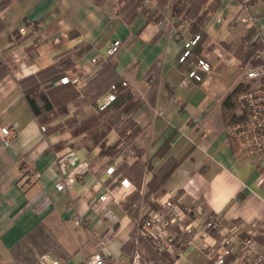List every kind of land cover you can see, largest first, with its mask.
<instances>
[{"label":"crops","instance_id":"obj_1","mask_svg":"<svg viewBox=\"0 0 264 264\" xmlns=\"http://www.w3.org/2000/svg\"><path fill=\"white\" fill-rule=\"evenodd\" d=\"M117 1L97 6L95 0H0V61L7 69L0 79V264H38L45 253L64 264H86L95 252L102 253L105 264H130L139 216L168 199L192 210L183 225L193 224L200 232L213 214L226 227L264 218V155L237 153L227 134L236 106L230 120L222 107L255 63H244L241 54L250 48L252 61L264 64V0H219L214 10L204 5L205 19L195 34L175 16L177 0L161 11L147 1L129 23L115 11ZM22 27L25 35L18 32ZM197 34L202 39L193 49L211 66L208 73L197 72L201 82L188 77L196 59L178 61L183 45ZM114 41L120 47L109 57ZM78 50L66 76H87V96L101 93L94 103L81 104L79 121L113 115L120 103L122 115L124 94L134 99L130 117L140 133L114 159L100 155L99 143L91 144L98 137L94 134L46 136L18 86L20 79ZM97 56L101 62L92 64ZM112 85L117 99L101 111ZM4 128L15 133L7 145ZM119 138L111 129L101 142L111 147ZM131 150L139 157L127 161ZM68 154L62 172L56 162ZM134 162L140 170L132 167ZM122 164L124 174L117 171ZM165 165H170L167 177L159 182ZM109 167L115 168L111 175ZM61 177L67 187L58 191ZM122 179L137 192L123 189ZM107 192L114 198L98 202ZM140 192L145 200L141 213L132 207ZM211 236L208 241H219L217 233ZM178 240L185 244L189 237L181 232ZM201 243L183 247L180 257L168 254L172 264H212L200 252ZM136 248L152 256L146 241L140 239Z\"/></svg>","mask_w":264,"mask_h":264},{"label":"built area","instance_id":"obj_2","mask_svg":"<svg viewBox=\"0 0 264 264\" xmlns=\"http://www.w3.org/2000/svg\"><path fill=\"white\" fill-rule=\"evenodd\" d=\"M247 5V2L244 3ZM246 10V7H245ZM241 22H249L247 18H240ZM19 34L25 35V27L19 29ZM200 41V35L183 45V51L179 56V63H184L190 56L193 47ZM120 42L114 41L107 50V56H113L119 49ZM101 62L99 56L92 58L91 63L98 65ZM211 66L205 58L196 57V68L188 72V77L201 82L202 77L197 73H208ZM62 84L70 83L77 90H82L88 82L87 76L73 73L72 76L63 77ZM246 87L236 98V120L227 127V134L236 146L238 154H244L248 157L264 155V64L252 67L245 72ZM123 87L126 86L122 82ZM116 86L112 85L107 93L105 102L100 106L104 109L110 102L115 100ZM41 132L46 128L40 127ZM4 144L14 137L15 133L12 128L2 130ZM70 154L57 160L56 166L60 171H64ZM136 152L131 150L126 157L127 161L136 160ZM115 168L109 167L106 173L111 175ZM119 185L129 192H137V189L126 179L119 181ZM67 184L61 177L60 182L56 185L58 191L64 190ZM114 198L112 193L107 192L100 196L97 201L105 202L108 198ZM139 201L132 207L135 211H142L144 204V194L139 193ZM192 212L189 208H182L177 202L168 199L160 203V208L156 211H149L146 215H140L133 239L135 249L130 257V264H156L152 260H147L136 248L139 240H144L150 248L157 254L166 253L172 256L180 257L183 254V247L192 245L195 240L202 241L200 252L205 255L208 262L212 264H264V218L252 223H235L228 227L222 226L217 215H209L202 225L204 231L193 224L184 226L183 221L188 214ZM199 213V211H198ZM106 212V216H109ZM198 230V231H197ZM183 232L189 237L185 244H179V236ZM219 235V241H208L212 236L211 233ZM38 264H64L49 254H42L38 258ZM86 264H105L104 256L101 252L93 253L87 260Z\"/></svg>","mask_w":264,"mask_h":264},{"label":"trees","instance_id":"obj_3","mask_svg":"<svg viewBox=\"0 0 264 264\" xmlns=\"http://www.w3.org/2000/svg\"><path fill=\"white\" fill-rule=\"evenodd\" d=\"M108 0H95V4L97 6H103ZM124 1V5L120 7L118 11L119 17L129 23L131 22L138 12L142 11V6L145 2L150 1L155 5V11H161L164 9L170 2V0H121ZM204 5H207L206 9L214 10L219 5V0H177L174 4L176 9L175 16L177 18H181L183 21H187L190 25V30L192 33H199L200 26L203 24L205 19L206 11H203L202 8ZM2 5L0 6V9ZM159 17V16H157ZM156 17V18H157ZM156 18L154 20H156ZM152 21V16H147V21ZM153 20V21H154ZM158 22L159 19L157 18ZM1 23H0V30H1ZM202 36L200 34V41ZM251 49L249 48L246 52L241 54V59L244 63L251 62L254 63L252 67H257L262 65L260 60L256 59L253 60V55L251 54ZM198 49L197 47L191 51L190 56L186 59L187 62H193L196 57L198 56ZM81 51L73 52L71 54H64L57 58L55 63L48 68L37 72L34 75L27 76L22 78L18 81V86L24 96V99L33 114L34 118L37 120L39 125L44 126L47 125L49 121V117L51 115L59 114L60 111H65L66 103L69 99L75 97V93L73 90V85L70 83L62 84L60 80L66 76V72L71 70L74 66V61L77 57H79ZM7 72L5 65L0 61V79L4 76ZM244 84H238L233 91L228 95V97L223 101L222 107L224 112L226 113L225 117L227 120L231 119L233 115V111L236 106V98L237 96L245 89ZM120 91V90H119ZM100 91L97 94L93 95V103L94 100L99 97ZM126 98L127 106L125 109H122V112L127 115L122 117L124 113L120 112L118 109L121 110L122 103L120 106L117 105V109L114 112V115L106 120H100V117L93 116L88 120L78 123L76 120L70 119L66 121L64 126L67 130L70 131L72 136H79L84 133L86 128L95 126H103L105 131L100 133L98 137L92 140V145H97L99 143L100 146V155L101 156H108L111 159L117 157V155L123 153L133 142L135 137L140 133V129L135 125L132 121L130 115L133 113L134 104L132 103V96H129L128 93L124 94ZM117 95L115 97L116 101ZM114 101L110 102L112 104ZM116 103V102H115ZM106 109V108H105ZM104 109V110H105ZM101 111H103L101 109ZM102 115V114H100ZM105 122V123H104ZM229 122V121H228ZM114 129L119 134V141L111 146L106 147L104 142H101L106 135V133ZM55 132V129L51 127H47L44 131L46 136ZM61 144H57L55 149H60ZM139 157V152L136 153ZM170 166V165H169ZM169 166L165 165L161 172L159 173V182L160 178L161 181L167 177V173L169 171ZM132 167L135 169L141 168V165L137 162L132 164ZM127 167L123 164L117 169V171L126 170ZM116 171V172H117ZM148 187V186H147ZM140 197L136 199L135 202H138ZM127 211L131 210V205L126 206ZM153 251V250H152ZM152 256L150 258H146L147 260H152L156 264H172V260L169 258V255L166 253L157 254L156 252H151Z\"/></svg>","mask_w":264,"mask_h":264},{"label":"rangeland","instance_id":"obj_4","mask_svg":"<svg viewBox=\"0 0 264 264\" xmlns=\"http://www.w3.org/2000/svg\"><path fill=\"white\" fill-rule=\"evenodd\" d=\"M123 5H124V1L118 0L116 5H115V8H114L115 11L118 12L120 7L123 6ZM179 19H181V18L179 17ZM72 75H73V73H71L69 75V77L72 76ZM86 88H87V86L85 88H83L82 90H77L73 86V90H74V93L76 95H75L74 98L68 100V102L66 103V106H65V111L64 112L60 111L59 114H56L54 116L51 115L49 117V121H48L47 125L50 124L51 128L55 129L54 133H56V132H59V133L68 132V133H70V131L67 130L66 127L64 126L65 122L69 121L70 119L76 120L78 123L83 122V121H79V119L76 116L78 108L81 106L82 103H93V95L92 96H87V94H86L87 93V89ZM113 115H108V114L100 115L99 114V115H96V116L100 117V120L101 119L102 120H106V119L112 117ZM62 118H64V119L62 120ZM59 119H61L62 122L58 123L57 120H59ZM101 128H104V127L103 126H99V127L91 126V127L86 128L84 133L85 134H89V135H93L94 134L95 136H98L100 133L105 131V128H104L103 131L99 132V129H101Z\"/></svg>","mask_w":264,"mask_h":264}]
</instances>
